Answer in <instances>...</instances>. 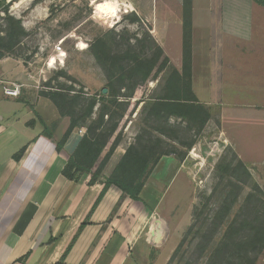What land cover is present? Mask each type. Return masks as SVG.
Returning a JSON list of instances; mask_svg holds the SVG:
<instances>
[{"label":"crops","instance_id":"0c3cea01","mask_svg":"<svg viewBox=\"0 0 264 264\" xmlns=\"http://www.w3.org/2000/svg\"><path fill=\"white\" fill-rule=\"evenodd\" d=\"M119 1L149 28L169 67L178 71L184 24H189L190 90L210 112L205 130L233 147L264 190V5L253 0H191L185 11L183 0ZM34 73L21 60L0 59V264H167L178 244L169 240L179 241L189 224L192 170L173 156L162 157L139 201L111 186L95 206L103 182L87 186L85 178L72 182L61 174L83 133L74 129L56 151L69 119L60 117L43 96L53 89L41 85ZM100 76L101 93L105 82ZM158 82L150 83L147 94ZM15 86L17 96L5 94ZM123 143L110 162L125 152ZM183 194L187 208L178 211Z\"/></svg>","mask_w":264,"mask_h":264},{"label":"trees","instance_id":"16d2710c","mask_svg":"<svg viewBox=\"0 0 264 264\" xmlns=\"http://www.w3.org/2000/svg\"><path fill=\"white\" fill-rule=\"evenodd\" d=\"M253 1L264 5V0ZM190 5L191 0H183L185 11H188ZM135 21L139 22L137 18ZM7 23L8 27L3 31L5 35L0 37V59L4 57L5 52H11L19 44L20 37L24 35L19 21L7 17ZM111 35L109 37L110 45L105 40L98 39L89 48L105 76L106 95L100 94L98 99L96 96L89 99H84L85 97L81 95L71 97L68 94V88L63 86L57 91L42 93L53 103L60 117L69 119L68 129L56 145L57 152L63 149L74 129H85V133L61 174L72 182H79L85 178L84 184L87 186L103 182V190L97 198L95 206L111 186L116 187L122 196L128 197L129 200L139 201L144 184L153 168L163 156L171 154L165 153L160 148L164 142L160 137L154 138L153 141L151 137L148 141L138 137L136 144L126 148L110 175L106 178L103 177L105 167L116 148L124 140L123 129L131 121L130 118L139 107L141 109L137 117H143L145 124L156 122L168 124L169 119L175 117L182 123H186L188 131H191L194 128L202 130L210 119L208 108L199 104L190 90L191 31L189 24H184L181 71L173 69L169 77L166 80L161 78L158 88L152 90L147 96V85L158 80L161 74L168 72V58L150 35L146 39L151 43V51L143 52L144 43L135 38V42L140 45L139 53H136L135 47L131 46L129 41L124 53L121 55L114 53L112 46L117 45L119 35L118 33H111ZM57 76L65 75L60 72ZM138 89H140V93ZM39 122L44 127L46 136L50 138L49 134L45 132L46 128L43 122ZM149 128L162 134L159 128ZM193 143V141L183 143V146L190 148ZM23 152L24 149L14 155V160H19ZM231 166V164L224 166V172L229 174L228 179L237 172L246 181L252 180L249 171L240 160L236 162L233 169ZM225 189L229 188L225 187ZM235 189H237V198L242 189L238 186ZM251 189L240 208L254 202L255 216L253 218L239 221L229 212L231 207H220V211L225 210V215L221 216L218 226L215 227V234L223 229V235L219 241L221 246L216 249L209 247L210 243L199 246L202 249H199L198 257L202 258L207 255L209 257L207 264H243L244 262L254 264V258H250L249 255L251 252L257 251L264 243V212L262 210L264 202L257 199V195H261L262 191L255 182ZM224 197L226 200L227 196L224 195ZM235 204L236 201H231L232 207ZM178 248L179 245L174 252H177Z\"/></svg>","mask_w":264,"mask_h":264},{"label":"rangeland","instance_id":"374dc122","mask_svg":"<svg viewBox=\"0 0 264 264\" xmlns=\"http://www.w3.org/2000/svg\"><path fill=\"white\" fill-rule=\"evenodd\" d=\"M109 1L0 0V37H4L3 31L8 27L7 17L19 21L24 31L19 44L11 52H5L4 57L16 58L24 62L26 67H33L34 75L41 79V85L49 84L53 91L63 86L68 88V94L71 97L81 95L85 97L84 99H89L96 96L98 99L101 94L100 75L104 78V87L106 80L103 71L90 52L91 45L98 39H103L110 45L111 33H118L117 45L112 46L114 53L120 55L124 53L127 50L128 41L131 46L135 47L136 53H139L140 45L135 42V38L144 43L143 52L151 51L152 47L150 41L146 39L150 35L149 28L140 21L136 22L137 17L128 10L121 7L122 20L117 24L109 22L102 15ZM80 43H84L86 47L81 49L78 47ZM56 46L61 47V53L65 56L66 61L63 59V64L50 62L51 60L57 61L58 52L54 50ZM50 63L54 68L46 67V64ZM173 69L172 66L169 67L162 79L166 80ZM60 72L65 76H57ZM160 79L159 76L158 80ZM149 85L151 84L147 85V92ZM138 91L140 93V89ZM147 95L149 94L146 93ZM208 113H210L209 110ZM130 120L123 129V133L127 131L123 143L124 150L136 144L138 137L143 138L144 141H148L150 137L152 141L160 137L164 141L160 147L162 151L171 153L168 156H173L191 169L192 180L196 185H194V205L190 212L189 224L179 241L176 237L169 240L170 245L177 242L176 248L178 245L179 248L177 252L172 253L167 264H207L209 258L207 255L202 258L198 257L199 249H202L199 246L209 243L212 249L221 246L219 241L223 235V229L215 234V227L218 226L221 216L225 215V210L220 211V207H231L229 212L239 221L255 216L254 202L240 208L246 201V196L251 192V188L254 187L255 181L253 179L254 182L246 181L237 172L228 179L229 174L224 172V166L231 164L233 169L239 158L230 144L215 140L213 132L205 130L206 125L202 130L194 128L188 131L187 124L175 117H171L168 124L162 122L145 124L143 117H134V115ZM130 123L132 124L128 127ZM149 127L161 129L162 134ZM81 129L84 134L85 129ZM191 141L194 143L190 148L183 146V143ZM121 154L122 152H118L113 160L109 161L111 172L123 156ZM237 186L242 189V192L240 191L236 198L237 189L235 187ZM261 191L262 194L257 195V199L264 202V190L261 189ZM172 192L171 189L167 196L168 201H171ZM224 195L227 196V202L224 200ZM180 201L178 211H182L184 206L187 208L186 195L183 194ZM231 201H236L234 207L231 206ZM262 210L264 212V209ZM249 256L254 258V264H264V243ZM246 263L248 264V262L243 264Z\"/></svg>","mask_w":264,"mask_h":264},{"label":"bare ground","instance_id":"6f19581e","mask_svg":"<svg viewBox=\"0 0 264 264\" xmlns=\"http://www.w3.org/2000/svg\"><path fill=\"white\" fill-rule=\"evenodd\" d=\"M123 4L120 3L118 0L109 1L107 6L102 11V15L109 21L117 24L119 21L122 20V10L121 7ZM112 23V24H113ZM81 49H84L86 46L84 43H80L79 46Z\"/></svg>","mask_w":264,"mask_h":264},{"label":"built area","instance_id":"2783aa9c","mask_svg":"<svg viewBox=\"0 0 264 264\" xmlns=\"http://www.w3.org/2000/svg\"><path fill=\"white\" fill-rule=\"evenodd\" d=\"M54 50L56 52H58L57 61L51 60L50 62L51 63H55V64L56 63L63 64V62H64L63 59L65 58V56L61 53V47L60 46H56L54 48ZM52 61H54V62H52ZM51 63L50 64H46V67L48 66L49 69H50V67H51V69L54 68V67H52V64ZM4 92H5L6 95L17 96L19 94V87L18 86H15L13 89H5ZM82 132H83V130L80 129L79 130V133H82Z\"/></svg>","mask_w":264,"mask_h":264},{"label":"water","instance_id":"95a60500","mask_svg":"<svg viewBox=\"0 0 264 264\" xmlns=\"http://www.w3.org/2000/svg\"><path fill=\"white\" fill-rule=\"evenodd\" d=\"M101 93H102V95H106V94H107V89H106V88L102 89ZM139 109H140V107L138 108V110H137L136 113L134 114V117L138 114Z\"/></svg>","mask_w":264,"mask_h":264}]
</instances>
